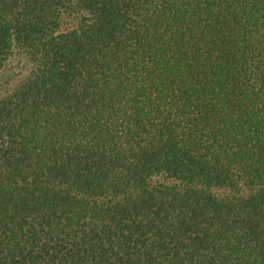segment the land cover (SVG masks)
I'll return each mask as SVG.
<instances>
[{
  "label": "trees",
  "instance_id": "16d2710c",
  "mask_svg": "<svg viewBox=\"0 0 264 264\" xmlns=\"http://www.w3.org/2000/svg\"><path fill=\"white\" fill-rule=\"evenodd\" d=\"M0 264H264V0H0Z\"/></svg>",
  "mask_w": 264,
  "mask_h": 264
}]
</instances>
